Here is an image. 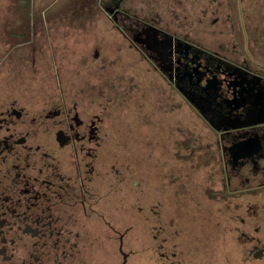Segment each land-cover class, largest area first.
<instances>
[{"label": "flooded vegetation", "instance_id": "1", "mask_svg": "<svg viewBox=\"0 0 264 264\" xmlns=\"http://www.w3.org/2000/svg\"><path fill=\"white\" fill-rule=\"evenodd\" d=\"M19 1L23 0H9L5 8L0 3V264H129L131 175L132 184L141 187L138 202L155 203V238L163 233L158 207L163 199L157 162L161 155L156 157L158 170L152 176L155 193L148 200L145 186L151 176L142 170L135 179L130 146L115 144L124 138L129 142L128 118L118 111L113 114L107 93L93 92L99 73L66 66L61 36L39 40L43 24L53 16L45 21L43 10L31 13L29 1ZM127 2L108 0L103 8L130 47L143 53L192 106L199 104L204 113L209 112L216 124L236 125V129L216 131L217 151L207 158L216 165L213 185L217 188L212 196L225 206L230 225L216 233L207 207L195 213L190 195L184 217L187 232L170 219L169 243L163 236L153 245L156 264H214L215 260L217 264H264V210L248 204L242 211L244 194L264 192V63L245 50L235 62L223 55L235 66L223 68L196 50L200 47L184 30L209 29L224 21L230 25L229 36L239 41L246 29L240 26L237 8L232 9L234 2L227 1L231 12H226L225 0H172L185 6L170 11L171 21H177L174 30L157 24L149 14L147 19ZM242 35L244 42L249 40ZM25 47L38 53L27 60L36 64L28 67L35 74H62L63 81L67 73L74 74V82L59 83L54 99L47 93L33 98V87L47 91L50 83L17 82L20 70L13 56ZM99 53L96 46L92 57ZM17 54L19 59L25 56ZM87 74L94 77L83 81L82 75ZM207 81H212L210 87ZM247 109L255 111L250 119L245 117ZM251 119L258 122L244 127ZM138 207L140 213L141 204ZM195 214H202L197 221ZM218 222L219 218L214 221ZM180 233L184 243H179ZM226 238L231 242L225 243Z\"/></svg>", "mask_w": 264, "mask_h": 264}, {"label": "rangeland", "instance_id": "2", "mask_svg": "<svg viewBox=\"0 0 264 264\" xmlns=\"http://www.w3.org/2000/svg\"><path fill=\"white\" fill-rule=\"evenodd\" d=\"M107 1L29 0V6L34 10L31 13H41L43 10L45 21L47 17L53 16V20L43 24L39 40L47 39V36H61L65 46L66 66L99 73L93 92L98 95L107 93L112 102L113 114L118 111V114L128 118L129 142L124 138L123 143L117 140L115 144L117 147L125 144L130 146L132 152L129 155L130 164L131 168L135 169V179L143 172L142 170L145 171V176H151L149 183L151 186L148 184L145 186L147 198L155 193L152 176L158 170L156 157L161 155L160 161L157 162L160 166L162 186L159 195L163 199L161 198L162 203L160 202L158 207L162 210L160 216H163L161 221L163 233L160 232L158 238H155L154 234L156 233L155 218L152 214L154 201L144 204L138 202L141 187L132 184V175L129 189L131 196L128 211L131 228L127 239L129 264H156L153 245H158L163 236L167 237L164 243H169L170 219L177 220V226L182 228L181 232H187L184 217L185 212L189 210L188 207L190 208L188 203L190 195L194 200L195 213L201 212L202 206L207 207L210 227L213 228L212 222L213 225L216 224V233L221 227L230 225L222 209L225 206H222L218 198L212 196V191L217 188V185H213L216 181V165L214 161L207 160L216 154L218 134L212 124L200 116L199 111L170 85L143 53L130 47L129 42L103 8ZM227 1L225 0L226 12H231ZM231 1L235 4L232 9L237 8L240 15L238 19L240 26L246 29L242 30L239 41L229 36L230 25L224 21L209 29L195 26L184 30L192 34L195 44L200 48L215 54L219 52L229 57L228 60L231 62L241 59L239 57L242 56V52L249 50L257 60L264 63V0ZM8 2L9 0H0L2 8L7 7ZM127 4L136 5L142 16L149 14L150 19H155L157 24L172 30L175 29L177 21H171L170 11L175 13L177 10L185 9V6L174 4L172 0H128ZM59 10L60 15L57 13ZM182 15L183 13L180 14ZM227 20L230 21V16H227ZM18 26L17 24L15 28ZM27 28L31 30V26ZM184 30L178 31L186 34ZM242 34L249 36V40L244 42ZM52 46L53 43L50 42V47ZM96 46L99 47L100 53L99 57L94 59L92 53ZM18 51L13 56L14 66L20 70L17 82L50 83L49 91L33 87V98L42 97V93H47L54 99L59 92V83L74 82L72 81L74 74L67 73L64 81L62 74H35V70L28 67L36 64H30L27 60L32 58V53L35 55L38 53L35 49L26 47ZM17 53L25 56L19 59L15 57L18 56ZM50 53L52 54V51H49ZM67 72H70V69H67ZM93 77L90 74L82 75L83 81L91 80ZM202 195L207 200H203L200 197ZM244 195L242 211L247 210L248 204L259 209L261 206L263 209L259 212L264 210V192ZM138 204L142 206L140 213ZM175 212L179 214L176 215ZM200 215L195 214L196 221ZM217 218L219 222L214 223ZM178 237L179 243H184L182 233ZM213 241L217 242V234L213 235ZM213 241L211 240V243ZM224 242H231V239L226 238ZM213 263L218 262L215 260Z\"/></svg>", "mask_w": 264, "mask_h": 264}, {"label": "trees", "instance_id": "3", "mask_svg": "<svg viewBox=\"0 0 264 264\" xmlns=\"http://www.w3.org/2000/svg\"><path fill=\"white\" fill-rule=\"evenodd\" d=\"M27 1H29V0H23V1H19V3L20 2H26L27 3ZM198 49V50H200L202 53H204V54H207L209 57H212L216 62H218V63H220L221 65H222V67L224 68V67H226V68H228V69H230V67L232 68V67H235L234 66V64L233 63H231L230 61H228L227 59H225L224 57H223V55L222 54H220V53H212L211 51H209V50H205L204 48H198V47H195V49ZM196 49V50H197ZM194 83V82H193ZM212 81H207L206 82V87H210L212 84ZM243 84V83H242ZM241 84V85H242ZM188 85V83L186 84V86ZM191 89H193L194 91L195 90H197L196 88H194V86H193V88H191ZM198 91V90H197ZM190 92V91H189ZM186 94V93H185ZM196 104V103H195ZM195 108L199 111V113L201 114L200 116L202 117V118H204L205 120H207L208 122H210L211 124H212V127L215 129V131H219V130H227V129H236L235 127H236V125H233V124H220L219 122L216 124L211 118H210V113L209 112H205L204 113V111H203V108H200L199 107V104L197 105V107L195 106ZM218 111V110H217ZM248 111V112H247ZM247 111H246V114H245V117L247 118V119H250V116L255 112L254 110H252V109H247ZM231 113L229 112V113H220V115H217V117H222V116H224V115H230ZM213 115H215V114H213ZM216 117V118H217ZM261 121H263V120H261ZM254 122H258V121H255V120H249L248 122H246V124H245V126L244 127H250V124H252V123H254Z\"/></svg>", "mask_w": 264, "mask_h": 264}, {"label": "water", "instance_id": "4", "mask_svg": "<svg viewBox=\"0 0 264 264\" xmlns=\"http://www.w3.org/2000/svg\"><path fill=\"white\" fill-rule=\"evenodd\" d=\"M172 46H173V43L171 44ZM169 46H170V43H169ZM165 47V49H166V47H168V45L167 46H164ZM244 89V88H243Z\"/></svg>", "mask_w": 264, "mask_h": 264}]
</instances>
